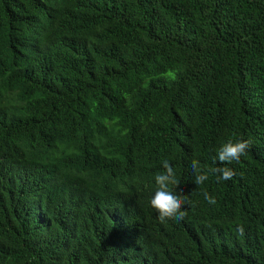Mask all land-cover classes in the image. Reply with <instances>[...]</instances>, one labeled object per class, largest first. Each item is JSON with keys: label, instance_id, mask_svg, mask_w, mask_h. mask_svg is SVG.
<instances>
[{"label": "trees", "instance_id": "1", "mask_svg": "<svg viewBox=\"0 0 264 264\" xmlns=\"http://www.w3.org/2000/svg\"><path fill=\"white\" fill-rule=\"evenodd\" d=\"M0 264H264V0H0Z\"/></svg>", "mask_w": 264, "mask_h": 264}, {"label": "clouds", "instance_id": "2", "mask_svg": "<svg viewBox=\"0 0 264 264\" xmlns=\"http://www.w3.org/2000/svg\"><path fill=\"white\" fill-rule=\"evenodd\" d=\"M251 142L249 140L240 139L235 142L228 141L222 144L217 149L218 161L221 164L239 163L241 157L246 156ZM163 171L155 175L156 190L150 200L151 207L158 214V219L161 223H166L169 220H183L187 216L185 205L189 203L188 197L179 192H174L171 186L176 188L180 185L176 171L170 161L165 158L161 161ZM191 169L194 175V182L197 185H202L208 180V172L202 169L200 161L193 159L191 161ZM217 174V181L231 180L235 175V170L229 167H218L212 170ZM205 200L209 204L215 205L217 200L215 197L204 194ZM234 232L243 236L245 228L243 224H238L234 227Z\"/></svg>", "mask_w": 264, "mask_h": 264}]
</instances>
